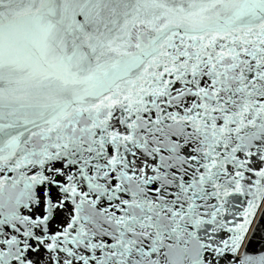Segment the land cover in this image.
Instances as JSON below:
<instances>
[{
  "label": "snow or ice",
  "instance_id": "snow-or-ice-1",
  "mask_svg": "<svg viewBox=\"0 0 264 264\" xmlns=\"http://www.w3.org/2000/svg\"><path fill=\"white\" fill-rule=\"evenodd\" d=\"M235 47L176 45L136 105L15 146L0 112V264H264V38Z\"/></svg>",
  "mask_w": 264,
  "mask_h": 264
},
{
  "label": "water",
  "instance_id": "water-1",
  "mask_svg": "<svg viewBox=\"0 0 264 264\" xmlns=\"http://www.w3.org/2000/svg\"><path fill=\"white\" fill-rule=\"evenodd\" d=\"M4 12L0 112L17 125L4 139L13 146L22 132L136 105L159 90L152 77L174 70L176 45L219 59L264 38V0H13ZM262 214L264 200L251 211L254 244Z\"/></svg>",
  "mask_w": 264,
  "mask_h": 264
}]
</instances>
